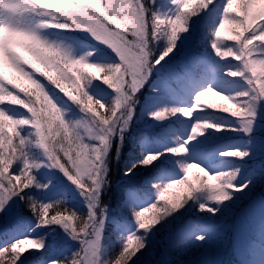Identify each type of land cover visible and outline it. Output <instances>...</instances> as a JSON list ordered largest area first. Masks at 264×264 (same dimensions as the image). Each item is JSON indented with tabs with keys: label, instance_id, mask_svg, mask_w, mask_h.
Returning a JSON list of instances; mask_svg holds the SVG:
<instances>
[{
	"label": "clouds",
	"instance_id": "1",
	"mask_svg": "<svg viewBox=\"0 0 264 264\" xmlns=\"http://www.w3.org/2000/svg\"><path fill=\"white\" fill-rule=\"evenodd\" d=\"M201 2L207 7L212 0H201ZM228 2L231 3L232 0ZM247 3L248 0H241L239 19L236 17L229 19L234 37L241 38L244 32H248V35L243 38L245 43L264 40V29L253 34L255 30L253 26L257 22L259 25H264V4L258 7L255 14L249 16L246 10ZM224 7L227 9V4ZM156 15L153 11V0L151 3L148 0H0V59L3 64L7 63L18 80L24 82L12 84L11 81H6L3 74H0V105H18L27 110L17 113L14 108L7 106L0 108V149L5 143L6 126L21 130L15 132V135L20 138L17 140V148L22 147L21 140L28 145H39L41 138L46 137V143L51 152L55 153L49 158L44 152L46 166L59 169L78 189H84L81 190L83 196L87 194L89 197L86 199L88 205L86 217L78 216L70 209L63 208L59 201L49 203L43 209L31 197L25 201L28 210L35 212L38 218L42 211L50 209L55 213L54 216L56 214L61 216L64 224L68 223L67 215L76 217L74 227L67 230L72 239L81 242V248L70 257L59 261L52 260L49 264H131L137 252L145 247L144 237L148 232L178 208H182L187 201H194L197 211L216 215L225 203L232 200L236 192L244 191L248 187L247 181L238 183L240 172L238 167L225 164L210 172L199 161L180 158L177 160V167L181 172L179 178L151 185L158 193L166 188L184 186L187 191L182 194L178 206L174 207L175 202L171 206L165 203L157 209L156 204H153L150 211L154 213L156 222L143 229L142 240L140 237H133L140 241L142 247L137 248L135 244L128 247L129 237H127L122 240V247L115 256L104 254L101 229L104 224L106 205L98 203L99 191L95 190V185L98 181L105 187L109 184L106 178L108 167L105 157L109 151L110 141L113 136L119 137L122 131L128 129L133 115L135 95L147 81L155 65L163 58L162 53L159 57L152 59L153 47L150 45L161 38L168 41L166 47L169 45L171 25L156 19ZM220 23L223 24L224 19ZM72 33L83 35L87 41L92 42L91 45L78 50L76 44L67 38L68 34ZM211 36H215V29L211 30ZM113 42H118L124 50V57L117 51ZM215 42L216 39H211L217 56L223 58L225 54H231L235 59H239L231 48H226L224 51L215 48ZM96 46L111 51L116 57L115 62L96 59ZM258 62L264 65V60ZM249 67L245 57L241 60L240 66L235 70H229L227 75L244 78ZM84 69H94L99 75L92 76ZM39 77H43L47 83L41 82ZM247 78L250 79L251 76ZM93 81H99L114 91L115 96L107 102V106L87 91ZM134 81L141 83L139 88L132 92L131 86ZM117 82L120 83L119 90L114 87ZM10 84L16 89L15 92L8 86ZM204 90L214 92L229 103H232L235 97L247 95L246 91L237 92L235 96L225 95L212 87H206ZM21 93H23L22 97ZM199 95L200 91L195 94V96ZM61 99L71 103L83 113L79 120L64 119L60 106ZM117 100L120 101L119 107L116 106ZM232 106L236 109L235 111L242 113L245 111L238 103H233ZM198 108L211 109L212 105H202L200 100L195 99L192 107L162 109L150 115L155 117L156 112L163 111L164 119L179 111L182 115L185 116L186 113V117H191L194 110ZM216 111L226 112L227 109L222 107ZM235 111L230 115L233 116ZM57 114H60L61 120L52 119ZM253 115L254 113L251 112L249 119L241 121V130L245 134L248 133L246 129L250 130ZM28 125L31 127H24ZM208 128L220 130L219 126L207 120L198 121L192 124L189 139L201 135L202 130ZM21 132L25 134L21 136ZM97 141L102 143H95ZM186 142L177 140L176 145L166 151L181 157V153L186 151L184 147ZM177 148H183L184 151L178 152ZM65 151L68 153L67 156ZM100 152L103 156L97 163V153ZM160 155L159 152L144 153L137 163L142 166L151 165ZM219 155L242 159L248 156V150H226ZM65 160L67 163L62 162ZM145 161L147 164L144 163ZM61 163H63V171L57 167ZM134 166L136 165H132ZM189 167L198 168L203 174L195 185L186 178ZM131 170L132 168H128L124 174L127 175ZM210 178L214 183L207 182ZM76 181L80 182L79 185ZM217 197H223V199L218 200ZM62 208L63 211H61ZM132 216L137 229H141L140 225L143 221L137 218V211L134 208ZM202 229L193 233V239L196 242H204L206 239ZM21 242L20 239H16L6 245L8 264H17L20 259L17 250L13 251V246L17 249ZM35 243H40L42 246V238ZM4 252L5 249H0V254Z\"/></svg>",
	"mask_w": 264,
	"mask_h": 264
},
{
	"label": "trees",
	"instance_id": "2",
	"mask_svg": "<svg viewBox=\"0 0 264 264\" xmlns=\"http://www.w3.org/2000/svg\"><path fill=\"white\" fill-rule=\"evenodd\" d=\"M196 1L199 2L192 0L187 8H182V11L189 16L186 31L183 34L190 40V46L187 44L188 47L182 48L179 43L181 33L178 31V38L172 51L168 52L155 65L148 77L150 80L144 82L138 89L128 129L122 131L119 137L113 136L110 141L109 151L105 157V163L108 167L106 178L109 180V184L106 187L101 185L98 196V203L106 205L104 224L101 229V243L104 245L106 256H115L122 247V240L131 233L144 235L143 229H137L132 216L133 208L137 212H143L144 221L148 222L155 218L154 213L150 211L153 204H156L157 209H159L165 203L171 206L173 202L178 204L181 202L182 194L187 191L184 186L174 188L175 191L165 192L163 199H161L159 193L151 185L162 181L166 182L168 179L179 178L181 172L177 167V160L185 158L189 161H199L210 172L223 167L225 164L238 167L240 169L239 180H243L249 170H255L256 175L251 180L252 184L248 194L236 192L232 200L225 203L217 211L215 217L206 211H197L194 201H187L182 208H178L148 232L144 237L146 240L145 247L137 252L133 258L135 264H262L251 257L253 250L264 256V237L261 236L259 228L253 225L246 228L248 236L246 246L236 248L234 239L238 218L242 217L245 222H249L252 210L254 212L256 208L264 207V100L258 102L252 110L254 115L251 117V126L247 134L241 130V121L247 120V117L238 118L230 115L236 110L235 108H225L227 111L222 118L208 111L194 110L191 117L195 122L207 120L217 124L221 121L223 123L219 124L221 125L219 131L216 128H209L207 132H204L206 136H196L198 142L187 144L185 146L186 151L181 153V157L174 156L166 149L176 145L175 138L178 140L186 138L184 128L188 125L187 120L177 116L178 111L162 120H157L150 115L162 109L192 107L193 104L191 103L193 102L190 100V93L206 83H209L210 86H217L225 95L235 96V93L248 89V85L243 79L218 80V75H220L218 73L225 69L224 66L227 70H235L240 66L235 58L224 57V63L212 65L214 60H212L210 44L214 36H211V30L215 28L214 25L220 11V15H223L222 5H226L227 0L211 2L202 16L197 15L194 18L190 15L189 9L193 6L198 7ZM240 2L241 0H239V4ZM153 11L161 17L170 16L175 12L172 2L169 0H153ZM240 14L235 12L232 5V9L224 16L228 19L232 17L239 19ZM258 26L259 22L253 27L256 29ZM229 30V38L219 40L222 45L221 51L225 50L224 45L236 46L240 43V41L230 38L234 36L232 25ZM170 31L171 26L169 27ZM247 35L248 32H244L240 39L243 40L244 36ZM67 38L81 49L92 43L79 33L68 34ZM167 44L168 41L161 38L150 45L153 47L152 58L155 59L164 53ZM261 47L264 48V45ZM191 51L195 54H191ZM97 55H99L96 56L98 60H110L111 58L107 53ZM197 57H201L199 63L196 62ZM175 64L178 65L179 72L170 73L171 79L163 81L167 85L156 86V78L162 80L167 75L164 68L160 67L169 68ZM158 69L160 70L158 71ZM221 69L222 71H220ZM84 71L87 70L84 69ZM39 78L41 82L47 83L43 77ZM10 81L18 84L17 77L14 80L10 79ZM91 85L87 88L89 94L95 99H100L107 106V102L110 101V96L107 95L111 91L114 94V91L111 89L109 92H100ZM165 92H167V98H161V95H166ZM82 115L83 113L80 112V116ZM24 127L30 128L31 126ZM5 132L11 135L7 128H5ZM24 134L21 132V136ZM13 141L16 142L14 136ZM228 146H236L235 149L240 150L247 149L248 156L242 159L220 155L215 158L210 157V154L217 149ZM157 152L161 153L158 158L159 162H154L148 166L137 163L142 154ZM5 155H8L7 151H5ZM25 155L29 162H38L40 165L31 170V175L41 181L42 191L37 193L31 185L15 196V200H17L15 202L18 206L14 205L16 210H13V213L11 212L12 209L8 212L0 211V244L10 239H22L20 235H29L34 241L43 238L41 248L37 247V243H35L32 248L17 249L20 257L18 264L21 262L23 264H43L46 261H59L70 257L81 248V242L72 239L68 235V230L62 225L37 226V217L28 210L25 201L28 197L35 198L38 203L59 201L63 208L70 209L78 216L83 217H86L88 213L87 202L83 205L72 202L70 196L62 190L55 193L54 188H48L47 191V187L53 186L54 179H45L43 174H58L57 168L46 166V157L40 154L35 145L27 144ZM22 161L24 158L14 161L12 165L14 171L18 172L23 167ZM62 162L67 163L66 160ZM134 164L136 166L132 167ZM128 168H132V170L125 175L124 172ZM193 168L194 170H192ZM193 168L189 170L188 180L195 185L199 182L198 178L203 174L198 168ZM106 190L110 192L107 197L103 195ZM254 199L258 201L254 206L255 208L252 209L249 204ZM49 211L51 214H55L51 209ZM149 225L152 224L149 223ZM200 228H203L202 230L210 239L209 241L205 239L204 242H196L193 239L191 232ZM24 229L27 230L26 234H22ZM208 231L212 232L207 235ZM2 247L4 246H0V248Z\"/></svg>",
	"mask_w": 264,
	"mask_h": 264
},
{
	"label": "snow or ice",
	"instance_id": "3",
	"mask_svg": "<svg viewBox=\"0 0 264 264\" xmlns=\"http://www.w3.org/2000/svg\"><path fill=\"white\" fill-rule=\"evenodd\" d=\"M173 3L177 5V8H176V11L172 15L163 16V17L156 15V19L165 21L171 25V31L168 37L169 45L168 47H166L163 53V58L164 56L168 54V52L172 51L175 41L178 38V31L182 34L186 31V24L189 20V16L185 14L181 9V5H183V8L188 7V4L185 2V0H173ZM257 5L258 4L256 3H250L248 0L247 11H248L249 16L253 15V10L256 9ZM224 6L225 5L223 4L221 10L224 14H227L232 9V2L231 3L227 2V9H225ZM209 11H211V9H209ZM220 13L221 11L218 14L217 20H220ZM225 24H229V19H224L223 24L219 23V28H213L215 29V37H220L221 35L220 29H223ZM261 29H264V25H259L258 28L254 30L253 34L258 33ZM230 38L233 40L240 41L239 45H236V46L224 45L223 47L225 49L226 48L232 49V52L235 53L237 57H239V59H236L239 62L238 63L239 65L241 64V60L245 59V57H247L248 65H250L249 71L244 74V78H242L241 76H233V78L243 79L248 85V89L246 90L247 95L234 98L235 103H238L241 108L245 109V111L242 113L237 110L234 112L233 117H238V118L247 117V119H249V113L252 112L256 104L264 100V65L258 62L259 60H264V48L261 47L262 45H264V40L256 41V43H253V42L245 43L244 40H241L238 37L232 36ZM113 43H114V46L117 48V51L120 52L122 57H124L125 52L119 46L118 42H113ZM211 47L213 48L212 44H211ZM221 47L222 45L216 40L215 48L221 49ZM225 57H233V55L225 54ZM0 74H3V73L0 72ZM249 75L251 76L250 79L247 78ZM140 83H141L140 81H134L131 86V91L135 92L139 88ZM114 87L117 90H119L120 83L117 82V84L114 85ZM203 94L204 93L200 91V95L195 96V99L200 100ZM116 106L117 107L120 106L119 100H117ZM5 111H8V110L5 109ZM186 115L187 114L185 113V117ZM164 116H165V113L163 111H159V112H156L155 119L162 120ZM52 119L61 120V116L60 114H57ZM62 126H63V121H62ZM49 127H51V125H49ZM37 128H39V124H37ZM9 131L11 132V135L6 134L5 143L3 145V148L0 149V211H4V212L8 211V207H9L8 201L10 200L11 197L19 195L24 189L29 188V186L33 184L34 177L33 175H31V170L33 168H38L40 166L39 164L29 162L27 160V157L25 155V147L27 145V142L21 140L22 147L17 148L16 146L17 140L20 138L15 135V132H19L21 130L19 128L15 130L13 128H9ZM192 131H195V129H192ZM245 131L249 132V130L247 129ZM13 136L15 137L16 142L13 141ZM95 143L99 144L102 142L97 141ZM103 143H106V142H103ZM39 147L43 149V151L48 155L49 158L55 155V153L51 152L49 145L46 143V137L41 138L39 142ZM5 151L8 152L7 156L5 155ZM176 151L183 152L184 149L177 148ZM67 155L68 153L67 151H65V156ZM97 156H98L97 163H99V158H102L103 153L102 152L97 153ZM21 158H24L23 167L18 172L14 171L12 167L14 161L20 160ZM155 162H159V161L156 160ZM144 163L147 164V161H145ZM57 167L61 168V170L63 171V163L58 164ZM10 168H11V172H10ZM190 169L191 167L188 168L187 173H186L187 179H188ZM255 175H256L255 170H249L247 175L244 177V179L239 180L238 183H243L244 181H247L248 186H249L252 178ZM79 183H80L79 181H76L77 185H79ZM36 187L40 188L41 185L37 184ZM84 187H87V186H84ZM100 188H101V183L98 181L95 185V190L99 191ZM169 189L171 188H166L159 192L161 199H163L165 192H167ZM246 189L247 188H245L244 190ZM81 190L83 191L84 189L82 188ZM85 198L86 199L89 198L87 194L85 195ZM21 199H23L22 196H21ZM216 199L218 200L223 199V197H217ZM47 204L49 203H39L42 209ZM176 206H178V203L174 205V207ZM33 214L36 215L35 212H33ZM53 216L54 214H51L49 210L42 211L39 218L36 216L37 226L62 225L65 229H72L74 227V224L76 223V217L71 216V215H67V219H68L67 224H64L62 222L61 216L59 214H56L54 218ZM137 218L143 221V223H141L140 225L141 229L146 228V226L149 225V223L154 224L156 222L155 218L151 221L145 222L143 212H137ZM198 230L199 229L193 230L191 232V235L193 236V233ZM128 237H129L128 247H131L134 241H135V245L137 248L142 247V244L140 243L139 240L133 239V237H140V239L142 240L143 239L142 235H138L137 233L133 232ZM7 244L9 243H6L4 247L0 248V249H5V252L3 254H0V264H8V258H7V252H6ZM37 247L41 248V244L37 243ZM16 250L17 249L15 248V246H13V251H16ZM21 264H23V262H21ZM131 264H135V262L132 261Z\"/></svg>",
	"mask_w": 264,
	"mask_h": 264
},
{
	"label": "rangeland",
	"instance_id": "4",
	"mask_svg": "<svg viewBox=\"0 0 264 264\" xmlns=\"http://www.w3.org/2000/svg\"><path fill=\"white\" fill-rule=\"evenodd\" d=\"M169 1L172 2L173 10L176 11L177 5L175 3H173V0H169ZM191 1L192 0H185V2L187 4H189ZM198 1L199 2L196 1L198 3V7H194L193 6L191 8H194V9H192V10H191V8L189 9L190 10V15L193 16L194 18L197 15L198 16H202L207 11L206 5L204 3H202L201 0H198ZM148 2L151 3L152 0H148ZM212 2H218V0H212ZM227 2H228V0H227ZM249 2L250 3H256V4H258L256 6V9H258V7L261 4H264V0H249ZM232 5L234 6L235 12L237 14H240L241 13V7H242L241 2L239 4V0H232ZM182 8H183V5H181V9ZM256 9L253 10V14H255ZM192 13H193V15H192ZM222 19H228V18H226L224 16V13H223V15L222 14L220 15V20H217V22L215 23V25H214L215 28H219V23H220V21ZM230 28H231V24H225L224 28L223 29H220V31H221L220 37H215L214 36L212 38L213 39H217L218 38L217 39L218 42H219V40L221 38H222V40L223 39H226L227 37L229 38V36H230V34H229L230 33V30L229 29ZM179 39H181V41L179 43H180V45H182V48L190 46L189 45L190 44V40L187 39L184 36V34L181 33V37ZM187 44H188V46H186ZM96 48H97V54H106L107 53V54H109L111 56L110 60H112L113 62H115V60H116L115 55L111 51H109L107 48H103V47H100V46H96ZM210 48H211V53H212V56H213V59L212 60H214L212 62V65H215L216 63L219 64L221 62L224 63V57L221 58V57L217 56L216 55V50L211 47V44H210ZM80 49L81 48H78V50H80ZM191 54H195V53H193V51H191ZM96 56H99V55H96ZM226 58H234V57H226ZM196 60H197L196 62L199 63L200 60H201V57H197ZM221 67H223V66H221ZM224 67H225V69L223 71L221 69L220 71H222V72L218 73V74H220V75H218L219 76L218 77V80L219 81H220V79L221 80H223V79H225V80L240 79V78L229 77L227 75V73H228L229 70L226 69V66H224ZM160 68H164V71L166 72L167 75H166V78H162V80L161 79L158 80V78H156V81H157L156 86H164V84L167 85L166 83H163V81H166V79H171L170 78L171 77L170 73H172L174 71L175 72H179V67H178L177 64H175L174 66L169 67V68H166L165 66L164 67L161 66ZM85 70H87L88 72H90L93 76H98L99 75V73H97L94 69H85ZM159 70L160 69H158V71ZM217 70H219V69H217ZM0 72L3 73V75L5 76L6 81H10V79L11 80H14V78L16 77V74L12 71L11 68L8 67L7 63L5 62L3 64L2 59H0ZM215 74H217V73H215ZM13 76H15V77L13 78ZM147 80L149 81L150 79L148 78ZM23 83H24L23 81L18 80V84H23ZM12 84H15V82H13ZM8 86L10 88H12V85L11 84L8 85ZM91 87H93L95 89H98L100 92L101 91H105V92L111 91V89L108 88L107 85H104L103 83H101L99 81H93ZM206 87H212L214 90L221 92V90L217 86H210L209 83H206L204 86L195 88L194 91H192L190 93V98H191L190 100L193 102L191 104H194L195 103V94L197 92H199V91H202L204 94L200 98V103L202 105H209V104L212 105V108L211 109L205 108V109H203V111H208L209 113H214L216 116L222 118L223 116H225V112H219V111H216V110H218L219 108H222V107L223 108H227V109H234L233 106H232L233 103H235L234 101L232 103H229V102L223 100L221 98V96L216 95L214 92L205 91L204 89ZM12 90L14 92L16 91L15 88H12ZM165 93H166V95H161V98H167V92H165ZM22 96H23V93H21V97ZM107 96L108 97L110 96V100H112L113 97L115 96V93L113 94V92L111 91V93H108ZM5 106H7L8 108H14V109H16L17 110V113H21V112H26L27 111L26 109L20 108V106H18V105H0V108H3ZM60 106L62 108L63 117H64V119L66 121L79 120L81 118L79 109L76 108L71 103H68L67 102L66 105H65V101L61 99ZM181 108H188V107H181ZM197 110H201V109L198 108ZM105 111H106V109H105ZM177 116H179L180 118H182L184 120H187L186 122H188V125H186V127L184 128L186 138L180 139L179 141H187L184 144V147L187 144L197 143L198 142V139L196 138V136H194L193 138L189 139V136L191 134V126H192L193 123H195V121L192 120V117H185L179 111H178ZM210 123H213V124L219 126V128L221 129V125H219V124H222L223 122L221 121L218 124L215 123V122H210ZM5 128H7L9 130V127L6 126ZM208 130H209V128L202 130V134L201 135H197V136H203V135L206 136L204 134V132H207ZM177 140L178 139L175 138V141H177ZM35 147L37 148V150L39 149V152H40L41 155H43V157H46L43 149L40 148L39 145H35ZM235 148H237V147L236 146H228V147H225V148L217 149L216 151H214L213 153L210 154V157L215 158V157H217L219 155L220 152L226 151V150H232V149H235ZM185 149H186V147H185ZM192 170H194V168ZM57 172H58V174H52V173H45V174H43V178H45V179H49V178L54 179L53 186L47 187L46 190L48 191V188L49 189L50 188H54L55 189V193H57L59 190H62L64 193H67L68 196H70V200L72 202H75L77 204H82V205L83 204H86V198H85V196H83L81 194V190L78 189V187L76 185H74L71 181H69L67 179V177H65L64 174L59 169H57ZM194 172H196V171H194ZM207 182L208 183H214V181H212L210 179ZM37 184L41 185V187L40 188H37L36 187ZM251 184H252V181H251L250 185ZM250 185L247 187L246 190L241 191V192L243 194H248L249 189H250ZM32 186H33L34 190L37 191V193H40V190L42 191L43 185L41 184V181L39 179L34 178V182H33ZM169 190L170 191H172V190L175 191L174 188L169 189ZM109 194H110V192L107 191V190L104 191V193H103V195L106 196V197L109 196ZM257 199H254L252 201V203L249 204V207H251L252 209L255 208L254 206H256V203L258 201ZM33 200H35V198H33ZM15 201L17 202V200H15V196H13L11 198V200L8 201V205H9L8 211L10 209H12L11 210L12 213L16 210V208L14 207V205L15 206H18V204H16ZM211 216L212 217H215V215H211ZM11 217H13V216H11ZM244 222H245V220L242 217L241 218H238V220L236 222V226H235V228H236V235H235V239H234V241H235V247L236 248H240L241 246H246L247 245L248 236H247V233H246V231H247L246 228H248L249 225H253V226H256L257 228H259L260 229V232H261L260 233L261 236L264 237V207L256 208V210L254 212L252 210V216H250L249 222H245V223ZM211 232L212 231H208L207 235H209V233H211ZM20 237L22 238V239H20L22 242L18 246V248H17L18 250L29 249V248H32L33 246H35V241L29 235H27V236L20 235ZM206 239L208 241L210 240L207 237H206ZM15 240L16 239L6 240L1 246H5L6 243H11V242H14ZM251 257L255 261L261 262L262 264H264V256L261 255V254H259L256 250H253L252 251ZM17 264H18V261H17ZM43 264H49V262L46 261Z\"/></svg>",
	"mask_w": 264,
	"mask_h": 264
},
{
	"label": "bare ground",
	"instance_id": "5",
	"mask_svg": "<svg viewBox=\"0 0 264 264\" xmlns=\"http://www.w3.org/2000/svg\"><path fill=\"white\" fill-rule=\"evenodd\" d=\"M22 232H23L22 234H26V233H27V230L24 229ZM2 244H3V243H2ZM2 244H0V246H1Z\"/></svg>",
	"mask_w": 264,
	"mask_h": 264
}]
</instances>
